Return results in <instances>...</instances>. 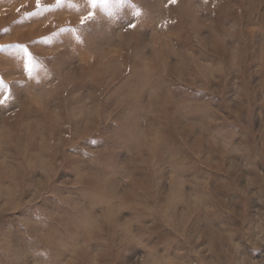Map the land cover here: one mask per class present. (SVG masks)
I'll list each match as a JSON object with an SVG mask.
<instances>
[{
	"label": "rangeland",
	"instance_id": "374dc122",
	"mask_svg": "<svg viewBox=\"0 0 264 264\" xmlns=\"http://www.w3.org/2000/svg\"><path fill=\"white\" fill-rule=\"evenodd\" d=\"M36 9L0 0V264H264V0Z\"/></svg>",
	"mask_w": 264,
	"mask_h": 264
},
{
	"label": "snow or ice",
	"instance_id": "6c2138e0",
	"mask_svg": "<svg viewBox=\"0 0 264 264\" xmlns=\"http://www.w3.org/2000/svg\"><path fill=\"white\" fill-rule=\"evenodd\" d=\"M67 2H68V0H56V4L55 5H43L41 3V0H37V9H36V11L33 12V13H29L28 15L29 16H39V15H41V14H43V13L51 10L52 8L59 7V6L65 4ZM87 2L94 9L97 8V7L107 8V5L109 3V0H87ZM121 2H123V0H121ZM170 2L171 3H175L176 0H170ZM73 7H75V5H73ZM108 15L111 16L112 15V12L111 11H108ZM138 15H140V12L139 11H136V12L133 13V16L134 17L135 16H138ZM95 18H96L95 17V13L94 12H89L87 16H85V17H83L81 19V22L80 23H81L82 26H85L86 27L87 22H91V21L95 20ZM129 26L130 27H135V24H131ZM63 30L72 31L73 29H72V26L69 25L67 29H62V31ZM76 31L79 33L80 32V29L77 28ZM19 47L22 50H24L25 52L27 51L26 50V46L20 45ZM28 56L30 57V59L32 61H35L36 58L35 57H32V54L31 53H28ZM34 66H35V63L33 62L32 65H31V67H34ZM29 74L31 75V71L30 70H29ZM39 219H43V217H39Z\"/></svg>",
	"mask_w": 264,
	"mask_h": 264
}]
</instances>
